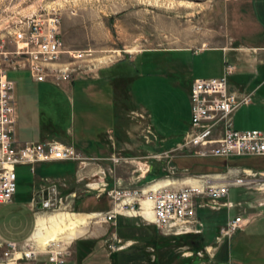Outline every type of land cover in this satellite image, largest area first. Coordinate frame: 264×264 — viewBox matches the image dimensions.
I'll return each mask as SVG.
<instances>
[{
	"label": "rangeland",
	"instance_id": "374dc122",
	"mask_svg": "<svg viewBox=\"0 0 264 264\" xmlns=\"http://www.w3.org/2000/svg\"><path fill=\"white\" fill-rule=\"evenodd\" d=\"M240 1L0 0V42L4 41L7 49L14 48V44L11 42L12 32L21 20L39 13H44L46 16L47 13L60 12L59 35L64 48L69 51L86 50L89 55L81 60L69 58L72 61L69 66L77 68V70L70 74L69 79L57 82L60 85L50 80L33 82L26 69H10L8 71L9 78L15 81L14 94L18 112L17 137L19 132H24L25 140L38 141L42 135L62 138L61 133L71 129L76 138L94 141L97 134L104 132L108 125L114 123V117L112 116V100L107 94V88L101 86L102 93L93 95L99 85L91 81V76L100 68L118 62H122L120 68L124 67L122 69L128 71L132 75V79L137 73L140 74L135 77L136 79L134 78L135 80L130 85L133 96L132 104L148 110L150 114L151 111H154L157 120L167 125V115L172 109L171 103L174 101L183 109L184 102L187 100L182 85L175 86L172 83L176 76L180 79L185 78L180 73L182 67L176 69L167 63L177 59L189 63L190 58L181 53L158 51L196 48L203 45L216 46L226 41L232 43V31L234 28L237 29L235 12L241 8ZM135 56H139L136 62ZM200 59L202 63L208 64L206 68H200L206 73L214 71L222 63L221 55L216 51H209ZM126 62L131 63L130 67ZM162 75L165 76V79ZM208 77H212V74H209ZM233 80L239 81L236 78ZM61 83L63 84L61 85ZM253 87L254 83L245 91L239 90L248 93ZM162 92L165 94L162 95ZM154 94L158 98L156 104H154ZM125 96V92L119 90L113 95V101L117 105H119L118 102L122 103L119 105L120 107L124 106L125 111L122 113V117L131 125L135 119H132L131 110H128L131 107V100H126ZM233 125L235 129L239 130L260 129L264 131V82L251 92L250 103L240 106L235 111ZM128 135H134L132 127L129 128ZM18 139L21 140L19 137ZM175 157L183 158L184 156ZM191 158L197 159L196 157ZM260 159L261 157L236 156L229 158V162L262 167L263 162ZM151 160H154L155 163L164 162V159L158 158ZM226 164L229 163L226 162ZM72 169L71 163H45L37 169L36 173H33L29 166H18L16 168V195L12 202L0 203V225L25 228L27 236H31L40 217L48 218L51 215L64 212L90 213V211L106 209L108 207L106 202L109 199L105 193L100 195L101 197L99 196L100 199L96 198L97 196L86 198L84 209L75 208V212L68 209L56 211L29 209L28 203L33 193V182L36 176H54L70 172ZM217 171L222 170L218 167ZM157 173L159 176L148 175L146 182L156 177H164L163 171H157ZM167 179L170 178L165 177L162 180H157L156 183H163ZM170 180L172 181V179ZM256 181L264 182V176H257ZM243 187L246 190L253 188L230 187L228 199L233 202L248 199V194ZM259 189L257 191H261V193L259 192L260 199H264V190ZM60 191L61 195L70 192L64 188ZM251 195L248 202L255 198L253 193ZM238 206H240V210L245 209L241 203ZM236 212L237 209H232L229 214L232 217ZM211 214L218 222L223 223L225 215L223 210ZM241 215L250 216L251 222L245 228L234 232L230 238H226L225 242L223 241L224 244L218 258L226 261L217 264H264V207L246 208L244 214ZM111 221L115 224H102L101 221L91 218L89 223L82 228V232L79 231L70 238L67 235H62L61 239L66 242L72 241L69 244L71 252L68 264H111L109 252L112 248L109 245H114L116 242L120 244L125 238H139V244H137L139 248L146 249L150 244H153L156 249L158 248L160 264H174L173 259L176 256L182 255L183 251L193 250L191 247L194 246L192 241L195 238L188 237V239L185 238L186 242L178 243L175 239L167 238L168 236L162 234L156 226L146 223L145 220L144 222L143 219L118 215ZM135 221L136 223H134ZM212 236L207 237L212 240ZM210 240L208 239V241ZM222 243L216 246L212 252L213 256L206 252L199 253L201 246L198 245L200 248L194 251L199 262L197 259L195 264H213L211 258L215 256ZM82 244L89 245L90 249L87 250V247ZM147 250V253L152 252L151 249L147 248ZM112 251L116 250L112 249ZM122 255L125 256H120L119 264L138 262L136 259L139 257L132 258L134 255H129L130 257H127L126 254ZM150 260L148 259L149 262H151Z\"/></svg>",
	"mask_w": 264,
	"mask_h": 264
},
{
	"label": "built area",
	"instance_id": "2783aa9c",
	"mask_svg": "<svg viewBox=\"0 0 264 264\" xmlns=\"http://www.w3.org/2000/svg\"><path fill=\"white\" fill-rule=\"evenodd\" d=\"M60 12L39 13L21 20L12 32L14 48L9 50L0 42V203H10L16 193V167L27 165L34 170L41 162L74 161V181L82 184L84 191L106 194L110 206L105 211L94 212V218L108 222L118 215L140 217L142 202L150 203V222L166 236L197 234V208L205 202L218 205L228 196L230 187L259 188L264 182L256 181L258 172L252 169L230 167L221 175L187 174L180 184L154 185L155 180L144 186H131L117 180L108 187L107 178L114 176L119 163H133V158L111 154L107 158H93L81 154L73 146L58 139L41 141L19 140L16 134L17 103L15 82L8 76L10 69H26L34 81L59 82L69 79L77 68L70 67L71 58L81 60L89 56L86 50H66L60 38ZM68 58L66 61H64ZM70 58V59H69ZM235 66L226 57L218 76L196 77L189 88L190 122L182 140L173 148L151 154V158L169 160L175 156L187 157H236L264 155V131L260 129H235L233 115L242 105L249 104L251 92L232 88L229 76ZM132 119H145L146 114L131 110ZM109 160L106 166L99 160ZM94 169H91L93 168ZM249 170V172H247ZM264 176V173L262 174ZM223 179L222 181L219 179ZM185 180H192L186 182ZM64 180L48 179L43 182L32 208L45 211L70 209L76 191L61 195ZM203 199V201H199ZM40 207H37V204ZM264 201L259 205H264ZM148 222V221H147ZM251 222L250 216L237 214L221 225L214 241L201 248L211 254L220 243ZM64 239L49 240L43 247L29 236L21 243L0 237V264H68L69 244ZM192 251H183L188 256Z\"/></svg>",
	"mask_w": 264,
	"mask_h": 264
},
{
	"label": "crops",
	"instance_id": "0c3cea01",
	"mask_svg": "<svg viewBox=\"0 0 264 264\" xmlns=\"http://www.w3.org/2000/svg\"><path fill=\"white\" fill-rule=\"evenodd\" d=\"M241 8L238 9V12H235L237 15V29L234 28L232 31V43L223 42L216 46L211 45H203L202 47L196 48H175L168 50H159L158 52H173V53H181L184 56L187 55V58H190L189 63L184 62L183 60L177 59L173 62H166L168 65L173 68L181 69V75H184V79H180L177 76L173 79L172 83L175 86L182 85L183 89L186 92L187 100L184 102V108L181 109L176 102L171 103V111L167 115V125L164 123H160L157 120L156 114L154 111L150 112L146 109L139 108L136 105L132 104V93H131V83L135 80V77H138L140 74L137 73L136 76L132 79V75L128 71H124V67L120 68V63H114L110 66H105L104 68H100L95 71L94 75L91 76V81L94 84L99 85L98 89L93 92V95L102 93L101 86L107 88V94L111 97L112 104V116L114 117V123L112 125H108L104 132L97 134L95 136V140H85L76 138L71 131V129H67L65 132H62V138L56 137H47V135H42V137L38 140H48V139H58L66 144L73 146L76 150H78L81 154L87 157L93 158H107L111 154H122L124 156H129L133 158V163L130 164H118L115 166L114 176L111 178H107L108 187H112L114 181L117 180L119 182H123V184L131 183V186H144L153 180H162L165 177H169L172 179L171 182L175 181V184L178 185L185 178L184 176L187 174H211V175H221L225 169L230 167H240L244 169H252L253 171L258 172V175H262L264 173V163H262V167L258 166H250L242 163H230L229 158H226L229 164H226L225 169L222 171H217L218 167H221V164L215 163L208 159L198 158L194 160L191 157H174L169 160H164V162H153L150 157L151 154H156L162 150H168L173 148L177 143H179L183 136L185 135L190 122V101H189V88L192 80L196 77H208L209 74L212 76H218L222 73L223 70V60L224 57L228 59L235 66V71L233 74L229 76V84L232 88L247 90L254 83V87L251 88L250 92L254 91V89L258 88L264 82V0H241L240 1ZM247 13H245V12ZM209 51H216L221 55V65L215 69L214 71L205 72L200 70L201 67L206 68L208 66L207 63L201 62V57L205 55V53ZM139 56H135V62L137 61ZM186 58V59H187ZM207 62V61H206ZM128 67H130L129 63ZM176 71V70H175ZM209 73V74H208ZM208 74V75H207ZM165 79V76H163ZM169 78V77H168ZM167 78V79H168ZM233 78H236L239 81H234ZM11 79V78H10ZM31 79V77H30ZM13 80V79H12ZM32 80V79H31ZM33 82H43V81H34ZM46 81V80H45ZM15 82V81H14ZM74 82V81H73ZM55 83V82H53ZM65 83V82H63ZM61 83V85L63 84ZM60 85V83H55ZM67 86V84L65 83ZM68 87V86H67ZM125 92V99H130V108L128 110H136L146 114V118L144 120L135 119L133 122L124 120L122 117V113H124V106H119L122 103L118 102L117 105L113 101V95L116 94L117 91ZM165 93L162 92V95ZM158 103L157 95L154 94V104ZM17 120H18V112H17ZM134 129V135L129 134V128ZM72 135V136H71ZM18 137L21 140L26 139V135L24 132H19ZM17 137V138H18ZM35 141V140H34ZM264 156V155H263ZM197 160V161H196ZM45 163H62L67 164L71 163L73 165V169L70 172L59 173L54 176H39L35 178L33 182V193L31 195L30 201L28 203L29 209L32 208L31 202L33 198L36 197L37 192L40 187H42L43 182L46 178L48 179H59L64 180V186H61V189L64 188L68 191H76L77 195L72 199L71 208L69 210L74 211L75 206H78L80 209L83 208V205L86 204L85 199L90 197H96L100 199V195L95 191H84L82 189V184L76 183L74 180V171H75V162L74 161H53V162H41L35 165L34 170L30 171L36 173L37 169L41 167ZM98 165L106 166L110 164L109 160H102L97 162ZM144 164L147 168L143 173L140 172V165ZM27 166V165H20ZM144 166V167H145ZM18 167V166H17ZM16 167V168H17ZM217 168V169H216ZM91 169H94L91 168ZM157 171H163V178L156 177L151 181L146 182L148 175L150 174H158ZM17 175V174H16ZM161 175V176H162ZM177 175V176H176ZM159 176V175H157ZM176 178H175V177ZM183 176V177H181ZM181 177V178H180ZM222 177V175H221ZM221 181L223 179L219 178ZM186 182H192V180H185ZM164 183V182H163ZM238 187V186H234ZM245 189V187H243ZM254 188V189H253ZM252 190H246L245 192L248 194V199L231 201L228 199V196L224 199L219 200L218 205H212V202H205L203 199H199V201L205 202L204 206H199L197 208V218H198V228L200 232L197 234H193L192 238L195 240L192 242L195 248L198 245L206 246L212 243L215 237L218 234L219 227L226 223V221L231 218L229 212L232 209H237V214H244L246 208L249 207H257L260 206L259 202L264 201V199H260L261 191H257L255 187ZM251 189V188H247ZM264 190V188H262ZM229 193V192H228ZM251 193L255 196V198L250 201ZM263 193V192H262ZM16 195V193H15ZM100 196V197H99ZM106 197V196H105ZM15 198V196H14ZM107 203V208L104 210H96L90 211V213L105 211L109 208L110 203L109 200ZM244 206V210H240V204ZM243 203V204H242ZM264 204V203H263ZM96 205V204H94ZM242 206V207H243ZM264 207V205H261ZM98 207V206H97ZM84 209V208H83ZM225 212L223 223L218 222L217 219L211 214L215 212ZM75 212V211H74ZM79 213V212H76ZM81 214V213H80ZM142 217H145L143 210H141ZM123 217V216H122ZM233 217V216H232ZM41 218V217H40ZM91 218H94L93 216ZM89 218V219H91ZM140 218V217H135ZM39 219V218H38ZM129 220H136L133 218H128ZM142 220V218H140ZM151 218H148L147 221H150ZM144 221V220H143ZM145 222V221H144ZM38 223V222H37ZM115 224L113 221L102 222V224ZM136 223V221L134 222ZM150 225L155 226L150 222H146ZM248 225V224H247ZM246 225V226H247ZM245 226V227H246ZM244 227V228H245ZM35 230V229H34ZM34 232V231H33ZM212 236V240L207 236ZM27 236V232L25 233V228L18 227H10L7 225H0V237L3 239H11L15 240L18 243ZM33 236H30L31 238ZM208 239L210 241H208ZM225 242V241H224ZM224 242L218 247L216 254L213 258H211V262L213 264H217L219 262H225L226 260L218 258L220 250L224 244ZM133 244V245H132ZM135 244V245H134ZM139 244V238H125L123 242L117 244V242L109 247L118 251L119 256H123L122 254H126L127 257L129 255H134L132 258H137V263L135 264H160L159 256H158V248L150 244L147 248L151 249V253H147V248L144 247L139 248L137 245ZM119 246V247H118ZM156 246V245H155ZM184 248V247H181ZM200 248V247H199ZM110 250V252L112 251ZM109 252V253H110ZM191 255V254H190ZM125 256V255H124ZM123 256V257H124ZM182 257L184 255L176 256L174 260V264L182 263ZM148 259H151L149 262ZM149 262V263H147ZM199 262V259H198ZM197 262V263H198Z\"/></svg>",
	"mask_w": 264,
	"mask_h": 264
},
{
	"label": "bare ground",
	"instance_id": "6f19581e",
	"mask_svg": "<svg viewBox=\"0 0 264 264\" xmlns=\"http://www.w3.org/2000/svg\"><path fill=\"white\" fill-rule=\"evenodd\" d=\"M144 166V164H141L139 167L141 173H143L147 168L146 166ZM247 172H249V170H247ZM170 183L171 180L167 179L166 181H164V183H155L154 185L162 186ZM260 188H264V184ZM141 210H143V213L145 214V217L147 219L152 218V211L149 202H142V209H140V213ZM92 216H94V213L80 214L64 212L57 215H51L48 218L41 217L38 219V223L32 237L40 247H43L49 240H56L60 239L61 237L63 238L62 235H67L70 238L72 236H75L77 232H82V228L85 227L87 223H89V218H91Z\"/></svg>",
	"mask_w": 264,
	"mask_h": 264
},
{
	"label": "trees",
	"instance_id": "16d2710c",
	"mask_svg": "<svg viewBox=\"0 0 264 264\" xmlns=\"http://www.w3.org/2000/svg\"><path fill=\"white\" fill-rule=\"evenodd\" d=\"M253 157H261L260 160H262V162L264 163V159H262V158H264L263 155L262 156H253ZM198 158L208 159V160L213 161L215 163L221 164L222 165L220 167L221 170L225 169L226 162H227L226 158H221V157H209V158H206V157H198ZM211 158H217V159H211ZM74 208H76V209L78 208L79 209L78 206H75ZM192 236H193L192 234H188V235H180V236H168L167 238H169V239H175V240L178 241V243H183V242H186V239H188V237H192ZM196 245L198 246V244H196ZM82 246L87 247L86 248L87 250L90 249V246L89 245L82 244ZM199 247H196L195 248L196 249L195 251H197V249H199ZM195 251L191 255L182 257V263H180V264H195V260L198 259V257L195 255L196 254ZM118 253H119L118 251H111L109 253L110 259H111V264H119L118 262L120 260V256L118 255Z\"/></svg>",
	"mask_w": 264,
	"mask_h": 264
},
{
	"label": "water",
	"instance_id": "95a60500",
	"mask_svg": "<svg viewBox=\"0 0 264 264\" xmlns=\"http://www.w3.org/2000/svg\"><path fill=\"white\" fill-rule=\"evenodd\" d=\"M40 198H41V195L38 193V194H37V200H40ZM36 206H37V207H40V204L38 203Z\"/></svg>",
	"mask_w": 264,
	"mask_h": 264
}]
</instances>
